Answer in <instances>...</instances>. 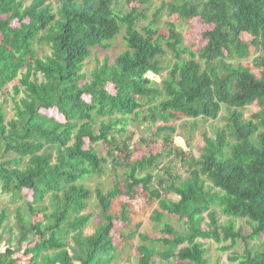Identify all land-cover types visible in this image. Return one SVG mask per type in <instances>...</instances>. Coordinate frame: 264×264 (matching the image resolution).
I'll return each instance as SVG.
<instances>
[{
    "label": "trees",
    "instance_id": "obj_1",
    "mask_svg": "<svg viewBox=\"0 0 264 264\" xmlns=\"http://www.w3.org/2000/svg\"><path fill=\"white\" fill-rule=\"evenodd\" d=\"M150 2L0 0V92L15 104L11 118L0 105V195L15 205L13 222L0 211V264H128L132 201L155 205L150 220L161 227L159 237L139 233L137 264H209L206 241L243 245L231 262L264 264V0L162 1L140 26ZM165 11L177 18L168 36L157 28ZM197 18L209 30L193 50L177 26ZM122 33L125 48L87 74L92 53ZM161 41L175 59L169 70ZM247 106L257 108L249 118ZM221 112L225 126L203 135L198 157L174 147L169 122ZM130 121L155 130L138 159L117 136ZM107 158L115 181L92 192L86 181ZM94 199L98 222L87 211Z\"/></svg>",
    "mask_w": 264,
    "mask_h": 264
},
{
    "label": "rangeland",
    "instance_id": "obj_2",
    "mask_svg": "<svg viewBox=\"0 0 264 264\" xmlns=\"http://www.w3.org/2000/svg\"><path fill=\"white\" fill-rule=\"evenodd\" d=\"M123 1V0H120ZM162 1H169V0H151V2L148 4L149 10H147V18L146 20L140 21V26L147 25L153 18L155 8L158 7ZM136 4H133L135 6ZM120 8H123L120 6ZM124 9V8H123ZM177 21L176 16L172 15L170 16L167 11L163 12L161 16L159 17V22L157 24L158 30L162 34H166L168 36V22ZM177 28L180 29L182 32L183 38H184V44L193 50H196L197 48L201 47L205 43L204 33L205 31L209 30V27L201 22L200 19H193L190 23H180L178 24ZM123 33L120 34L112 43L111 47L107 50H96L92 53L90 59L87 62V65L84 69V71L89 74L91 70L96 66L97 62H101L104 60V58H108L110 62H113L115 57L120 53L121 50L125 48V44L122 39ZM162 46L164 47L166 51V56H164V62L163 64L166 66V69L169 70L172 65L175 62L174 56L170 52V50L167 48L166 44L161 41ZM46 50L45 48H42ZM43 52V51H42ZM257 53H255L252 58H250L246 62H251L252 59L256 56ZM249 66L254 68V71L257 73V69L253 66L252 63H248ZM148 76L159 82L161 81L160 76H156L152 73H148ZM41 79V77H40ZM8 90L11 91V86H8ZM16 98V100H18ZM3 104L4 111L7 114V118H11L15 115L14 111V100L11 96L6 94V92H0V105ZM257 108L255 106H247L243 109L244 117L249 118L252 113ZM48 114H53V112H47ZM224 112H221L220 117L217 120L213 119H206V120H193L192 118L182 117L178 121H172L169 122L171 125L176 127V133L173 136V145L174 147H179L185 150L186 152L193 153L196 157H198L201 153V147L203 146V135L207 134L208 136H214L216 133V130L222 129L226 121L223 117ZM154 128L150 129V124H140L139 122H133L130 121L127 130L125 133H122L121 135H117L119 137V140L122 142L124 140H127L131 148L135 151L132 154L133 159L141 158L143 155L148 153V147L146 144L149 143L148 141L150 138H152V133H154ZM144 138V142H139V139ZM138 142V143H137ZM98 149L101 156H106V147L103 143H99L95 145ZM161 147V141H158L155 146L151 147L154 150H157ZM107 162L103 167L104 173L101 176L95 175L89 180L86 181L87 186L94 192L95 188L97 186L102 187L104 191H107L112 183H114L116 178V173L114 170V167L111 164V159L107 158ZM117 172H120V170H117ZM185 175V174H184ZM139 203V204H137ZM135 203V201L131 202L132 207H135L136 210V216L133 218L132 224L127 228H124L122 230V233L124 235H129L130 231L135 232L133 236L126 238V243L124 245V250L122 257L124 259L129 258L128 264H137L135 261V255H136V247L139 244L138 235L141 232H148L149 236L152 238L159 237L160 233L158 229H161V227H158L154 222L150 220V215L152 213V210L154 206H148L147 203H144L142 201H138ZM14 207L15 205L10 202V198L8 195H0V211L2 209H6L9 213L11 212L12 215L9 217L10 222H13V213H14ZM88 212H93V221L98 222L100 220L99 218V210L97 208V202L96 200H92L89 203V207L87 209ZM165 220H167L170 224H172L174 227L178 228V222L174 218L166 217ZM116 226H119V222L115 221ZM141 223V224H140ZM139 225V227L137 226ZM155 225L157 228H155ZM245 226V225H244ZM184 226L179 228L183 229ZM93 230V226H89L86 230L87 233H91ZM244 232L248 233L249 228L244 227ZM8 237V235H5L2 240H0V247L2 249H5L6 242L5 239ZM205 246L208 249L207 257L209 258V264H216L217 261H219V264H239L237 261H230L229 257L233 255V252L238 249L242 253V249L244 248L243 245L237 246V248L232 250H221V244H218L213 241H206ZM237 250V251H238ZM125 264V263H123ZM153 264H168L165 262H161L160 260H155ZM171 264H183L179 261H173Z\"/></svg>",
    "mask_w": 264,
    "mask_h": 264
}]
</instances>
